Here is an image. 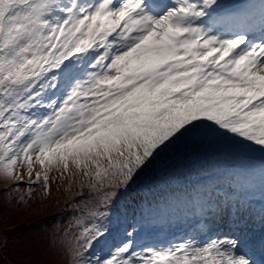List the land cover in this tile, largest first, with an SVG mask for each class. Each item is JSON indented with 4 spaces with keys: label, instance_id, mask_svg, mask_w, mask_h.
Segmentation results:
<instances>
[{
    "label": "snow or ice",
    "instance_id": "1",
    "mask_svg": "<svg viewBox=\"0 0 264 264\" xmlns=\"http://www.w3.org/2000/svg\"><path fill=\"white\" fill-rule=\"evenodd\" d=\"M53 171L64 264H264V0H0L4 199Z\"/></svg>",
    "mask_w": 264,
    "mask_h": 264
},
{
    "label": "rangeland",
    "instance_id": "2",
    "mask_svg": "<svg viewBox=\"0 0 264 264\" xmlns=\"http://www.w3.org/2000/svg\"><path fill=\"white\" fill-rule=\"evenodd\" d=\"M35 170H39L38 164L33 175ZM49 176L47 194L41 184L21 183L20 191L12 196L10 205L4 199L6 193L0 177V264H64L52 241L58 235L54 227L57 220L61 222L60 230H63L65 218L58 215V209L64 201L67 181L61 180L55 171ZM53 176L57 177L54 182ZM29 187L33 189V195L19 200Z\"/></svg>",
    "mask_w": 264,
    "mask_h": 264
}]
</instances>
